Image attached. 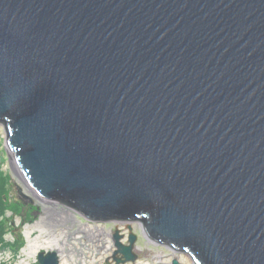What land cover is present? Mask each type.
Masks as SVG:
<instances>
[{
    "label": "water",
    "instance_id": "water-1",
    "mask_svg": "<svg viewBox=\"0 0 264 264\" xmlns=\"http://www.w3.org/2000/svg\"><path fill=\"white\" fill-rule=\"evenodd\" d=\"M0 124L31 205L123 225L114 264H264V0H0Z\"/></svg>",
    "mask_w": 264,
    "mask_h": 264
},
{
    "label": "built area",
    "instance_id": "built-area-1",
    "mask_svg": "<svg viewBox=\"0 0 264 264\" xmlns=\"http://www.w3.org/2000/svg\"><path fill=\"white\" fill-rule=\"evenodd\" d=\"M42 209L48 208L52 214V218L48 213L44 215L41 213L39 219L40 222L46 220L47 228L40 227L39 222H35L31 226L25 228V244H28L29 239H32L33 243H29L28 250L20 248L15 251L3 250L0 251V264H38V256L40 253L55 252L60 264H107L112 262V256L115 251L114 243L112 240V231L106 226L114 225V229H122L123 225L116 222H92L82 218L79 214L71 210L70 208L61 204H42ZM58 223L59 239L64 234H68V238L62 243L66 245L65 257L62 256L57 247L43 246L40 252L37 254V244H43L44 242H50L53 240V222ZM60 227L64 231L60 230ZM33 228H38L34 230ZM103 230V239H99V234L95 233V230ZM86 230V234L80 236L79 232ZM36 235L33 237V235ZM44 231V233H43ZM99 244V246H98ZM68 259V260H67ZM148 262V261H146Z\"/></svg>",
    "mask_w": 264,
    "mask_h": 264
},
{
    "label": "rangeland",
    "instance_id": "rangeland-1",
    "mask_svg": "<svg viewBox=\"0 0 264 264\" xmlns=\"http://www.w3.org/2000/svg\"><path fill=\"white\" fill-rule=\"evenodd\" d=\"M5 136H6V129L4 128V126L2 124H0V172H2L5 176L9 177L8 186H7L9 189V193L12 194L14 200H18L21 203H24L25 205H29V207L30 206H34V208L39 207V209L37 211L35 208L33 216L36 218V221H34L32 223H23L24 221H22V218L20 216H13L10 211H7V214L3 218L6 221H9L12 223V226L8 225L10 227L9 230H15L16 232H18L20 235V238L22 239V242H21L20 238L19 239L16 238V236L13 232H7L4 236V240H3L4 243H0V251H3V250L15 251V250H18L20 248H23L24 250H28L29 243L31 244V243H33V241H32V239H29L28 244H25V242H26L25 241V228L27 226L33 225L35 222L40 221L39 217H40L41 213H43L42 207H41L42 204L37 202V201H35L36 202L35 205L30 204L29 200H27V199H29V198L32 199L31 194L22 185V183L19 181V179L13 173V169L11 167V164H10L7 156L2 155V153H4V151H5V149H4ZM19 191H21V194L19 193ZM1 220H3V219H1ZM106 227L113 229L112 233L115 230L114 225H108ZM43 228L45 229L46 227H43ZM33 229L38 230V228H33ZM43 233H44V231H43ZM35 235H36V231H35V234L33 235V237ZM79 235L83 236L85 234L80 233ZM67 238H68V234L64 235V239L66 240ZM51 241H54V240H51ZM5 243H10L12 245L18 244L19 247L14 248V247L10 246V247L3 248ZM47 243H49V242L45 241L44 245ZM37 245L40 246L41 244H37ZM138 245H139L140 250H138L137 253H138V259H139L140 264H145L146 261H148V263H150V264H155V261L159 262L157 264H160L162 262L157 260V258L159 256H164V255L167 256V254H168L163 248H160V247H157L153 244H150L145 239H139ZM66 250H67V248H66ZM61 252H62V256L65 257V249L64 248H62ZM176 258L177 259L180 258V260L179 259L178 260L181 261V263H185V264L189 263V259L183 255H178V256H176ZM165 259H167V258H165ZM163 262L168 263L167 260H163Z\"/></svg>",
    "mask_w": 264,
    "mask_h": 264
},
{
    "label": "trees",
    "instance_id": "trees-1",
    "mask_svg": "<svg viewBox=\"0 0 264 264\" xmlns=\"http://www.w3.org/2000/svg\"><path fill=\"white\" fill-rule=\"evenodd\" d=\"M8 176H5L2 172H0V243H4V236L7 232H13L17 239L20 238V235L15 230H9V226H12V223L6 221L3 217L7 214V211H10L13 216H20L22 218L23 223H32L36 221V218L33 216L34 210L38 211L39 207L25 205L18 200H14L12 194L9 193L8 189ZM63 205V204H61ZM69 207L68 205H65ZM36 212V211H35ZM3 219V220H1ZM11 221V220H10ZM21 239V238H20ZM22 242V239H21ZM14 247L18 248L19 245H12L10 243H5L4 247Z\"/></svg>",
    "mask_w": 264,
    "mask_h": 264
},
{
    "label": "bare ground",
    "instance_id": "bare-ground-1",
    "mask_svg": "<svg viewBox=\"0 0 264 264\" xmlns=\"http://www.w3.org/2000/svg\"><path fill=\"white\" fill-rule=\"evenodd\" d=\"M42 204V203H41ZM42 212H44V215L46 214V213H48V215H49V217L50 218H52V214H51V212L49 211V209L48 208H45V209H42ZM46 221H47V219L46 220H43V221H39V225H40V227H49V226H47L46 225ZM53 232L54 233H52V235L50 236V237H52L53 238V240L54 241H51V242H49V243H47V244H45L46 246H50V247H57L58 248V250H59V252H61L62 251V248H64L65 250H66V246H65V244H63V246H61L62 245V243H64V241H65V239H64V235H66V234H64L62 237H61V239L60 240H58L59 239V235L57 234V230H58V223L55 221V222H53ZM60 230L61 231H63L64 229H62V228H60ZM86 230H84V231H82V232H80V233H83V234H86ZM105 232V231H104ZM103 232V230L101 231V230H99V229H97V230H95V233L99 236V239L100 240H102L103 239V234H105ZM45 245H40V246H38V248H36L35 250H37L38 249V252H37V254L40 252V250H41V248H43V246H45ZM98 246H99V244H98ZM44 254H47V253H44ZM61 254H62V252H61ZM179 260H180V258H178ZM157 260H159L160 262H162V263H160V264H170L171 263V257H170V259H165L164 258V256H159L158 258H157ZM163 260H167V262L168 263H164L163 262ZM169 260V261H168ZM68 262H69V264H70V260H68ZM181 262V261H180ZM157 263H159V262H156L155 261V264H157ZM187 263V262H186ZM74 264H76V262L74 263ZM145 264H150V263H148V262H145ZM188 264V263H187Z\"/></svg>",
    "mask_w": 264,
    "mask_h": 264
},
{
    "label": "flooded vegetation",
    "instance_id": "flooded-vegetation-1",
    "mask_svg": "<svg viewBox=\"0 0 264 264\" xmlns=\"http://www.w3.org/2000/svg\"><path fill=\"white\" fill-rule=\"evenodd\" d=\"M61 228V227H60ZM160 248H162V247H160ZM164 249V248H163ZM165 250V249H164ZM166 251V250H165ZM166 255H164V258H166L165 257ZM169 261V260H168ZM135 264H140V262H139V259L137 260V262L135 263Z\"/></svg>",
    "mask_w": 264,
    "mask_h": 264
}]
</instances>
